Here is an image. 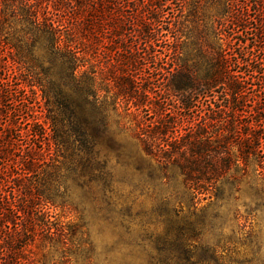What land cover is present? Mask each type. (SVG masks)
Wrapping results in <instances>:
<instances>
[{"label": "trees", "instance_id": "trees-1", "mask_svg": "<svg viewBox=\"0 0 264 264\" xmlns=\"http://www.w3.org/2000/svg\"><path fill=\"white\" fill-rule=\"evenodd\" d=\"M184 1L186 18L199 25L192 30L175 23L163 29L165 0H0V53L13 55L0 74V264H46L39 258L46 249L48 263L74 264L85 253L84 224L47 208L60 196L64 167L101 179L108 153L121 149L112 130L116 117L149 161L163 172L177 169L208 207L220 198L219 184L240 172L253 169L264 179V102L252 83L262 63L254 67L255 48L240 38L249 5ZM254 4L262 15L257 39L264 43V0ZM163 32L168 44L151 52ZM179 32L192 39L195 55L182 50ZM134 34L144 45L134 44ZM141 58L155 60L164 76L159 92L138 77ZM233 58L251 69L250 78L232 69ZM27 90L43 123L26 103ZM10 165L9 181L2 176Z\"/></svg>", "mask_w": 264, "mask_h": 264}, {"label": "rangeland", "instance_id": "rangeland-1", "mask_svg": "<svg viewBox=\"0 0 264 264\" xmlns=\"http://www.w3.org/2000/svg\"><path fill=\"white\" fill-rule=\"evenodd\" d=\"M165 1L163 29L174 23L180 29L188 26V30L199 26L192 23V16L186 18L187 8L181 7L184 0ZM239 1L245 2V7L249 5L247 26L240 29V38L250 48H255L251 54L254 67L262 63V74L252 83L258 85L256 92L261 93L264 102V52L260 49L264 48V43L257 39L262 26L258 19L262 15L254 4L256 0ZM216 11L211 10L212 14ZM204 19L210 27L214 26L213 18ZM128 32L134 33L135 29L129 27ZM172 32L176 35L175 30ZM225 32L235 33L231 27H226ZM166 34L163 32L162 41L150 48L151 52L166 47ZM179 37L186 42L182 50L193 55L192 39L187 40L181 32ZM133 38L135 45H144L143 38L136 40L135 34ZM143 49L148 50L144 46ZM0 54V74L4 76L3 66L6 61L11 62L13 55ZM141 56H145L144 51ZM239 61L241 59L233 58L232 69L250 78L251 69ZM140 63L138 77L146 81L143 82L145 87L159 92L164 76L155 71V60L141 58ZM10 78L14 82L18 80L16 74ZM249 93L251 95L252 90ZM27 94V105L43 123L45 116L41 106L29 90ZM22 96L24 91L17 99L21 100ZM20 110L22 116L29 111L27 106ZM149 114L144 112L145 116ZM122 120L116 117L112 121V130L121 142V149L108 153L110 163L101 179L93 180L90 172L83 168L66 166L60 171L65 177L61 193L67 189L48 204V211L64 221L84 224L85 253L74 256V264H264V179L253 169L245 176L240 172L236 180L219 184L220 198L208 207L207 202L193 197L177 169L163 172L145 157L139 141L129 131H122ZM20 123L24 132L26 120ZM13 168L10 165L2 177L10 181V174L15 173ZM47 252L48 249L40 251L39 258L42 263L50 264L43 257Z\"/></svg>", "mask_w": 264, "mask_h": 264}]
</instances>
